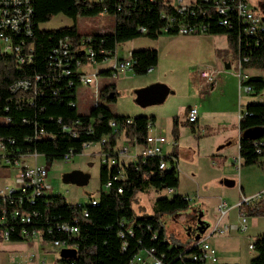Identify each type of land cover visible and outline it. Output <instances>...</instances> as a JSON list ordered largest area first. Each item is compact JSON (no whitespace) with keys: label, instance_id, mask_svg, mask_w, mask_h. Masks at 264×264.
I'll use <instances>...</instances> for the list:
<instances>
[{"label":"trees","instance_id":"trees-1","mask_svg":"<svg viewBox=\"0 0 264 264\" xmlns=\"http://www.w3.org/2000/svg\"><path fill=\"white\" fill-rule=\"evenodd\" d=\"M236 0H230V4ZM33 7L32 34L25 39L26 47H31V62L19 65L13 55L0 54V137L10 138L13 143L8 147L14 155L16 150L21 154L35 153L50 167L55 161H62L65 154L72 156L81 154L83 143H98L108 137L110 147L116 144L118 132H123L126 139L133 140L143 146L148 132V124L153 125L152 116L136 115L133 117L115 115L109 105L113 104L119 94L113 83L99 87L97 104L90 105L87 113L77 110V90L80 87L78 73L62 75L60 69L52 62L53 50L61 39L68 37L76 48L82 37H90L87 46L95 52V63L100 64L104 57H111L120 43L137 37L156 39L162 34L178 35L167 29L161 14L182 19L186 22L204 23L208 25V34H223L232 52L236 56L240 52V71L244 69L264 70V29L256 34H246L233 11L226 14L228 26L219 24L218 15L214 11V0L203 2L195 0L191 8L196 11L178 15L168 0H31ZM105 13L114 19V27L110 32L82 34L75 24L52 29H42L41 24L48 22L53 16L62 14L73 21L77 17L95 16ZM143 28L144 32L140 29ZM107 51V55L100 54ZM243 57L246 58L243 61ZM76 58L85 64V57L80 52ZM132 71L135 75H145L157 64L158 54L155 49H138L130 53ZM108 74L107 71L98 73ZM40 77L35 82V77ZM17 80H27L30 88L11 91L10 86ZM34 82L36 91L34 92ZM249 87L248 96H254L264 89V76H250L241 82ZM131 118L132 123L125 120ZM120 123L117 132L109 126V121ZM178 117L172 118L171 135L175 145L170 155L165 157L146 158L144 162L138 157L135 162L118 163L108 167L99 166V190L97 203L92 206L90 200L84 205L68 203L59 193H52L49 200V221L40 223L38 229L46 230L53 222H70L77 226L74 236L54 231L52 235L44 232L45 242L53 240L67 241L75 245L74 258H59L56 264H128L139 249L153 248L156 255L164 254L166 264L173 262L179 252L186 247L171 245L165 235L161 223L163 215H173L189 210L188 196L172 194L168 199H155L152 212L140 209L135 214L133 204L136 195L148 188L155 192L161 189L178 187L176 167L177 145L179 133ZM193 125V124H192ZM67 127L68 130H64ZM42 130V132H40ZM239 157L242 166L259 165L264 157V103L249 102L241 107L238 120ZM194 132V130H193ZM73 133L76 134L73 137ZM175 159V165L171 164ZM162 159L169 162V168L159 169ZM122 177L113 179L119 172ZM111 180V187L104 190L103 185ZM121 188L118 193L117 188ZM82 209L87 216L83 217ZM262 210L250 208V216L260 215ZM7 225H0V228ZM130 231V233L128 232ZM122 234L123 237L119 235ZM11 242L25 241L10 236ZM1 242V241H0ZM124 247V249H123ZM254 256L249 264H264V234L256 236L252 242Z\"/></svg>","mask_w":264,"mask_h":264},{"label":"built area","instance_id":"built-area-1","mask_svg":"<svg viewBox=\"0 0 264 264\" xmlns=\"http://www.w3.org/2000/svg\"><path fill=\"white\" fill-rule=\"evenodd\" d=\"M169 5L175 9L178 15L189 14L194 16L196 11L191 8L195 4V0H168ZM208 2L209 0H202ZM214 11L218 15L220 25L228 26L229 21L226 14L233 11L238 21L244 25L243 31L246 34H256L259 30L264 29V22L258 12L253 6L248 4V0H236L230 4V0H214ZM32 15L33 7L31 0H0V54L13 55L19 65L31 62V47H26L25 39L32 34ZM161 18L165 19L166 25L164 32L167 29L175 31L178 35L182 36H202L208 31V25L204 23L186 22L182 19H175L172 16L161 14ZM144 32V29H140ZM90 37H82L78 41V46L75 48L70 42L68 37L59 40L57 48L53 50L52 64L60 69L62 75H69L71 73H78L80 87L90 86L95 82L98 72L88 73L84 69L89 66L97 65L95 63V52L91 47L87 46ZM80 52L85 57V64H82L76 53ZM100 54L107 55V51H100ZM115 54V53H114ZM111 57H104L101 63L107 65L105 71L111 80L121 73L133 72L130 55L128 58L119 59L115 55ZM238 72L237 76L241 82L245 77L240 71V52L236 54ZM246 60L245 57L242 58ZM40 77H35V82ZM198 78L201 83L206 86H211L215 83L217 78V70L212 67L201 68L198 72ZM34 82V92L36 91V83ZM93 90L95 97L98 95V84ZM243 93L249 92V87L240 86ZM30 88V82L27 80H17L10 86L12 92L22 89L27 90ZM93 105L97 104V100L92 102ZM198 120V110L196 107L191 106L186 113V122L195 124ZM126 124H131L132 119L125 120ZM109 126L113 132H117L120 123L114 120L109 121ZM148 132L145 137V143L141 148L140 154L136 157L141 158L144 162L146 158L151 157H165L169 156L172 147L175 145L173 140L168 141L163 135L157 134L152 130V125L148 124ZM64 130H68L64 127ZM42 132V130H40ZM153 132V133H152ZM76 134L73 133V137ZM13 141L10 138L0 137V168L17 167L19 172L14 179L13 185H6L0 189V225H7L9 227L0 228V241H10V236L27 242L40 238L43 241L42 235H52L54 231L61 232L66 235L74 236L77 234V226L70 222H53L47 226L46 230L38 229L40 223H48L49 221V200L48 196L54 193L50 181L48 179L49 166L44 164L31 165L24 163L22 160L25 158H32L36 161L39 157L35 153L21 154L19 150L14 152V155L8 148ZM108 137L103 138L98 143H83L81 146V153L89 149L92 145H98L101 164L108 167L117 165L119 157L125 154L124 150L114 152L112 147L107 145ZM72 154H65L62 161H70ZM135 159V161H136ZM134 161V162H135ZM171 164L175 165V159L171 158ZM159 169L169 168V162L160 159L158 163ZM122 177V172L119 171L113 179ZM111 187V180H108L104 185V190ZM121 193V188L116 190ZM167 193L171 194L172 190L168 189ZM92 206L96 205V197L89 198ZM189 200V197H188ZM261 201H264V192L256 193L250 197H241V200L234 206H229L225 201H220L217 206L218 217L214 224L207 226L206 230L197 240L191 238V243L182 251L179 252L173 262L180 261L178 264H220L217 258L216 250L209 244L208 238L211 235H223L229 230L237 232H244L247 225V217L249 208L255 206ZM235 207L239 216V223L236 226H229L222 224V219L225 217L229 209ZM83 217L87 216L85 209H82ZM130 233V231H128ZM123 237L122 234L119 235ZM56 252L62 249H75V245H70L67 241L53 240L50 241ZM124 249V247H123ZM248 249L252 250V244L248 245ZM164 254L156 255L155 249L143 248L139 249L132 257L128 264H166L163 261ZM60 256L58 257V259ZM57 262V260H56ZM21 264V263H17Z\"/></svg>","mask_w":264,"mask_h":264},{"label":"crops","instance_id":"crops-1","mask_svg":"<svg viewBox=\"0 0 264 264\" xmlns=\"http://www.w3.org/2000/svg\"><path fill=\"white\" fill-rule=\"evenodd\" d=\"M264 3V2H263ZM263 3H259L258 6L263 5ZM253 6V5H252ZM257 11L256 7L253 6ZM101 17H104L103 14H100ZM113 27H114V19H113ZM113 27L111 31L113 30ZM106 32L105 30L95 32V33H102ZM87 34V33H82ZM187 41H191L196 43L199 48H204V51L199 50L196 47L194 52L197 53H205L208 56L211 55V59L208 63L202 65H196L191 72H188L187 80H186V89L180 92L183 93L184 91V102L179 108L176 110L175 114H172L173 117H178V122L181 123L179 125V133L178 139L176 141L177 145V159H176V167H177V175H178V187L175 188L171 194H180L184 196L195 195L193 200L189 198V210H192V205H197V199L202 198L210 203L213 217L216 213L217 215V206L220 201H225L229 206H234L237 202L241 200V197H250L256 193L264 192V165H249V166H242L241 159L239 157V146H238V139H239V131H238V120L240 117L241 107L246 105L249 102L254 103H264V89H262L258 94L254 96H248L241 90V85L239 78L237 76L236 71L238 72L237 66V59L232 49L229 47L227 42L226 35L222 34H208L204 36H185V37H178L172 35L162 34L157 37L155 40L147 41L144 39H136L132 42L133 48L127 49V52L124 56L118 55V45L115 48V56L119 59L128 58L131 51L138 50V49H155L158 50L159 47H164L161 42H166V44L175 46L176 44H183ZM198 50V52H197ZM208 51V54L206 53ZM158 54V52H157ZM102 65V63L97 64ZM105 66L97 69L92 68V72H102L107 67ZM205 67H212L217 70V78L213 85L206 86L199 81L198 72L201 68ZM92 67V66H91ZM200 67V68H199ZM232 67H234L232 71ZM157 64L155 67L149 69L145 75H135L133 72H125L117 75L114 80H111L108 75L102 74L101 78L105 79L106 83H113L115 87H117L121 81L120 77L124 74H131V87L128 91H134L137 89H141L147 87L152 84H159L163 87V99L159 104H164L170 96L176 92V88L166 81L160 80L157 71ZM235 70V71H234ZM241 74L245 77L246 80L250 76H264V70L259 69H244ZM98 82L99 85H103ZM245 95V100L242 101V96ZM228 98L231 102L230 109L228 112H216L212 108V100L215 99L223 100ZM216 101V102H218ZM155 104V105H159ZM148 106V105H147ZM194 106L198 110V120L195 124L189 127L191 134V139L189 140L188 148L191 150V156L188 157V162L183 164L191 170L189 171H181L182 164H181V149L185 148L186 145L183 144V136L188 134L187 129L189 123L186 122V113L188 112L189 108ZM130 113H135L132 116L124 115L133 117L139 115L138 113H142L136 107H133V110H128ZM154 111V110H153ZM179 113V116L176 115ZM216 113V114H215ZM219 115L216 119L218 125L214 128L215 117ZM123 115V114H121ZM146 115V114H144ZM175 115V116H174ZM154 118L152 121V130L157 134H162L161 128L155 130L156 127V117L150 115ZM170 116V120H171ZM229 118L230 121L227 122L225 119ZM171 127H172V120L169 122V125L166 128V131L169 136V139L173 140L171 135ZM196 128L204 127V131L201 133H197L195 131ZM206 127H209L206 131ZM217 129V130H215ZM194 130V132H193ZM152 132V133H153ZM120 137L122 139H120ZM117 141H122V144L119 148L117 146ZM207 143H210V146L204 147ZM98 146V145H97ZM141 145L136 144L133 140L126 139L123 135V132H118L116 138V144L112 147L114 152L124 150L125 154L121 155L118 159L120 163L127 164L130 162H134L136 157L141 152ZM93 153V152H91ZM100 155L99 147L95 151ZM82 154V153H81ZM80 155V154H79ZM101 157V155H100ZM41 158V157H40ZM42 159V158H41ZM43 160V159H42ZM24 163L31 165L34 162L36 164H44L43 162H37V160H33L32 158H25L22 160ZM204 162V165H200L201 162ZM261 163L264 164V157L260 159ZM57 162V161H55ZM54 163V162H53ZM201 168V169H200ZM17 172L13 175H8L5 178V175L2 176V171L0 176L4 179V185H13L14 179L17 176L19 169L14 167ZM203 176L206 177V182L201 183L199 186L197 180V171L203 172ZM72 171H81L79 168H72L68 172L63 174L67 175ZM84 173L83 171H81ZM209 172H212L209 174ZM192 173V174H190ZM193 175V176H192ZM62 176V178H63ZM187 179L190 183V189L184 190L182 192V182L183 179ZM3 187H0V189ZM54 191V190H53ZM193 201V202H192ZM251 206L250 208H252ZM249 208V209H250ZM253 208L262 210L260 215L250 216L248 212L247 217V225L244 232H237L235 230H229L223 235H211L208 238L210 240L209 244L216 250L217 258L221 264H229L222 261L226 259H234L235 253L239 248V241L241 238L245 237H255L261 234H264V201H261ZM198 209V208H197ZM201 215V221L204 223L202 212L198 211ZM207 216V214H206ZM212 217V218H213ZM212 219H210L211 221ZM214 220V218H213ZM212 220V221H213ZM217 218L213 222L207 221L204 224L207 226L214 224ZM239 223V216L237 209L232 207L228 210L225 217L222 219V224L229 225V226H236ZM166 235V234H165ZM214 236V237H213ZM167 238V237H166ZM168 240V238H167ZM188 241V240H187ZM254 241V240H253ZM252 241V242H253ZM180 240L177 239V243ZM186 242V240L184 241ZM7 243L5 246H10L9 244L14 243L11 241H1V244ZM171 245H179V244H171ZM3 248V246H1ZM4 249V248H3ZM6 249V248H5ZM8 249V248H7ZM235 252V253H234ZM237 258V257H236ZM235 258V259H236ZM236 261V260H233ZM230 264H238L236 262Z\"/></svg>","mask_w":264,"mask_h":264},{"label":"rangeland","instance_id":"rangeland-1","mask_svg":"<svg viewBox=\"0 0 264 264\" xmlns=\"http://www.w3.org/2000/svg\"><path fill=\"white\" fill-rule=\"evenodd\" d=\"M263 2L264 0H248V4L250 6L253 5L256 7L258 14L260 15L261 19L264 22ZM259 3H263V5L258 6ZM101 14H103L104 17H101L100 15L84 16V17H77L75 21L62 14H57L53 16L48 22L41 24L40 27L42 29H52L63 26H71L75 24L77 30L80 33L92 34L102 30H105L106 32H110L113 27V18L112 16L107 15L105 13H101ZM177 36L185 37L182 35H177ZM136 39H144L149 42L152 41V39H149L147 37H137L130 41L120 43L118 45V55L124 56L127 52V49L133 48L132 42ZM161 44H163L164 47L161 46L157 50L158 59H157L156 69L158 71V76L160 80L166 81L170 85L174 86L177 91L174 92L164 104H159V105L152 104L148 106H140L134 101L133 91L132 92L128 91V89L131 87V78H130L131 74H124L121 75L120 77L121 83L117 87H115L119 96L113 104L109 105V108L115 115L123 114V115L132 116L135 113L132 112L130 113L128 110H133V107L134 108L136 107V109L142 112V113H138L139 115L146 114V116H150L154 114V116L156 117V125H155L156 127H154L155 130L161 128V132H162L161 135L166 137L168 141H171V139H169V136L166 135L168 134L166 128L169 125V122L173 118L172 114H175L176 110L184 102L185 91L181 94L180 92L186 89V80H187L188 72H191L194 68H196V65H202L208 63L211 59V55H209V59H208V56L205 53L196 54L194 50H196L195 48L198 47V45L191 41H187L183 44L181 43L176 44L175 46L170 45V43L166 44V42H161ZM199 50L204 51V48H199ZM206 53L208 54L207 50ZM103 66H105L104 63H102V65H95V66L93 65L92 67L89 66L84 70L88 73H91L92 68L97 69ZM233 69L234 67H232V71ZM235 73H237V71ZM98 82L103 84L105 82V79L103 77L101 78V75H98L95 79V82H93V84H91L90 86H82L78 88L76 103H77V110L80 113H87L92 102L97 100V97H95L96 95L93 92V90L97 87L96 84H98ZM100 86L101 85H99L98 88ZM245 98H246L245 95H243L242 101L245 100ZM216 101L218 100L217 99H215V101L212 100V108L216 112H222V111L228 112L231 104L228 98H225L224 101L223 100H219L218 102ZM176 115L179 116V113ZM170 116L172 117L171 120L169 119ZM218 116L219 115L217 114V116L214 118L215 119L214 128H216V126L218 125V122L216 121V119H218L217 118ZM225 120L227 122L230 121L229 118H226ZM191 125L192 124L189 123V126H186L188 127L187 129L188 134L183 136V144L186 145V147L181 149L182 151L181 171L191 170V168L183 165L188 162L187 161L188 157L191 156V150L187 147L189 144L188 139H191L192 137L191 134H189L190 133L189 127H191ZM208 128L209 127L205 128L206 131L209 130ZM195 131L199 134L202 131H204V127L201 128L195 127ZM120 139L122 138L120 137ZM121 144L122 141H117V146L119 148H122L120 147ZM208 146H210V143H207L204 147H208ZM97 148H98L97 145H92L82 154L73 156L70 159V161H57L51 164L48 171V179L50 181V185L54 190V193H59L62 197L65 198V200L68 203L78 204V205H84L86 202H88L89 198L97 197L98 190L100 187L98 177H99V166L101 163L100 155L98 153H95ZM36 160L37 162H43V160L40 157H38ZM200 165H204V162L202 161ZM74 167L79 168L81 171L85 173L87 177V181L85 184L79 185V184L63 181L64 178H62V175ZM1 171H2V176L5 175V178L8 175H13L17 172V170L14 169V167L0 168V173ZM211 173L212 172H209V174ZM204 174H205L204 171L203 172L197 171L196 176L198 178L197 182L199 186H201L202 180L203 183L206 182L207 180L206 179L207 176H203ZM2 176H0V187H4L3 186L4 179H2ZM188 189H190V183L185 178L183 179L181 190L182 192H185L184 190H188ZM171 195L172 194L167 193L165 189H161L160 191L155 192L153 188H148L145 191L138 193L136 195V201L133 204V209L135 211V214L138 215L140 209H144L147 213H151L155 199L159 197H166L169 199ZM189 198L190 200H193L195 198V195L194 196L189 195ZM196 201H197V205L195 204L192 205L193 211L189 210L190 212L187 211L186 214L176 213L173 215H163L161 217V223L163 225L166 237L168 238V242L170 244L176 243L179 245L181 244L184 247H187L191 243V237L185 236L186 231H184V220L188 214L190 213L193 214L196 211L202 212L204 223H206L207 221L211 223L218 217V212L217 215L215 213L213 217L212 210H210L212 203L202 198H198ZM212 217L214 218V220ZM210 219H212L213 221L212 220L210 221ZM177 239L180 240L179 243H177ZM254 239L255 237L241 238V240L239 241V248L236 251V253L234 252L235 258L236 257L237 258L226 259L225 261L222 262L229 264L233 262H236L238 264H249L250 259L254 256L255 253L254 250L248 249V245L252 244V241ZM185 240L186 242H184ZM208 242H210V240ZM6 244L7 243L0 245V264H17V263L56 264V260L59 257L58 252L54 250L51 243L42 241L40 240V238H36L30 242L27 241L14 242L9 244L10 246L4 247V245ZM1 246H3L4 249Z\"/></svg>","mask_w":264,"mask_h":264},{"label":"water","instance_id":"water-1","mask_svg":"<svg viewBox=\"0 0 264 264\" xmlns=\"http://www.w3.org/2000/svg\"><path fill=\"white\" fill-rule=\"evenodd\" d=\"M163 91V87L159 84H152L147 87L137 89L134 91V101L140 106L159 104L164 97ZM66 176L68 177L63 179L64 182L83 185L87 181L85 173H82L81 171H72ZM199 223L201 224V227L198 228L197 234L192 237L194 240H197L207 228V224L202 223L201 220ZM59 256L60 258H74L76 256V251L74 249H62L59 252Z\"/></svg>","mask_w":264,"mask_h":264},{"label":"flooded vegetation","instance_id":"flooded-vegetation-1","mask_svg":"<svg viewBox=\"0 0 264 264\" xmlns=\"http://www.w3.org/2000/svg\"><path fill=\"white\" fill-rule=\"evenodd\" d=\"M66 177H68V176H66V175L63 176V178H66ZM187 211H189V210H187ZM187 211L179 212L178 214H180V213L186 214ZM200 220H201V215L198 211L194 212L193 214L190 213L187 215V217L184 220V231H186L185 236H187V237L190 236L192 238L193 236H195V234H197L198 228L201 227V224L199 223Z\"/></svg>","mask_w":264,"mask_h":264}]
</instances>
